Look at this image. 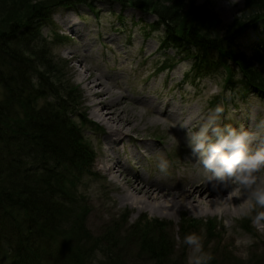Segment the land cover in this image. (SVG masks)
Masks as SVG:
<instances>
[{
	"label": "trees",
	"instance_id": "16d2710c",
	"mask_svg": "<svg viewBox=\"0 0 264 264\" xmlns=\"http://www.w3.org/2000/svg\"><path fill=\"white\" fill-rule=\"evenodd\" d=\"M169 1L0 0V264H90V252L96 249L104 257L100 264H126L131 261L121 248L126 241L137 251L135 258L143 254L153 264L185 262L184 252L172 257L175 241L165 221L140 219L130 228L132 234L118 239L114 229L101 237L87 230L88 207L78 184L82 176L95 173L94 151L82 131L87 121L81 91L63 81L61 64L41 33L60 7L81 4L94 10V2L133 7L156 16L149 27L162 32L160 47L173 48L171 57L192 59V80L221 67L229 90L264 98V77L253 64L258 54L264 57V47L255 44L248 57L236 43L239 34L264 22V0H246L242 17L224 34L205 2L191 1L183 9L178 1ZM211 221L204 222L206 236L216 234ZM195 222L183 219L180 229L189 230ZM240 226L258 236L247 221ZM211 256L209 264H216L218 257ZM219 256L223 261L231 257L225 252ZM252 263L264 264V251Z\"/></svg>",
	"mask_w": 264,
	"mask_h": 264
},
{
	"label": "rangeland",
	"instance_id": "374dc122",
	"mask_svg": "<svg viewBox=\"0 0 264 264\" xmlns=\"http://www.w3.org/2000/svg\"><path fill=\"white\" fill-rule=\"evenodd\" d=\"M175 1L183 9H187L191 1L195 5L205 2L206 9L219 20L218 31L224 34L235 18L242 17L241 10L246 0ZM168 2L160 0L159 3L166 5ZM94 4V10L81 4L71 7V10L57 8L41 27L42 35L48 39L50 53L61 64L63 81L81 91L82 112L87 121L82 131L94 151L92 172L95 173V176H82L78 184L88 207L85 216L87 230L93 237H101L114 229L118 239L132 234L130 228L138 220L157 219L169 223L168 232L175 241L172 257L180 258L184 252L183 264H188L190 254L183 238L190 233L202 237L204 251L218 257L216 264H253L252 259L262 258L264 251V220H256L255 212L247 213L243 197L232 189L220 195V211L200 207L205 212H199L183 206L178 212L159 213L149 207L138 209L136 205L132 206L130 200H123L121 195L124 190L117 187L121 184L109 176L106 166L118 158L120 165L126 168L125 173L138 172L149 182L156 181L166 188L171 186L172 196L178 197L181 192L175 187L186 179L192 177L208 183L202 169L188 156L186 133L198 130L218 105L225 109L220 118L222 124H230L238 131L256 132V125L264 120V98L229 90L224 85V70L221 67L208 76L192 80L195 73L193 66L187 70L184 68L186 63L191 65L192 59L176 60L171 57L173 48L160 47L162 32L149 27V23L156 19L154 14L133 7L121 9L117 4ZM75 27L78 28L76 32L73 30ZM236 41L250 57L257 48L255 44L259 49L264 47V22L246 29ZM258 55L259 59L255 58L253 64L264 77V62H260L264 57ZM84 76H98L100 87L108 90L110 105L133 118L135 128L131 135L142 137L140 142L119 143L112 151L107 147L108 128L92 113L93 97L83 80ZM217 95L219 99L212 105L211 101ZM107 112L110 109H106ZM261 147H264V130H260L259 139L253 145L254 149ZM161 157L171 164L167 174L156 167ZM213 189L220 190L222 187ZM187 218L196 219V222L195 226L184 231L180 225ZM197 219L204 222L212 220V231L216 234L206 236V224ZM245 221L254 227L258 236H251L240 226ZM128 242H125L126 246L121 245L125 256L131 259L126 264H153L143 254L135 258L137 251ZM96 250L90 252V264L101 263L96 259ZM221 252L231 257L223 261L219 256Z\"/></svg>",
	"mask_w": 264,
	"mask_h": 264
},
{
	"label": "clouds",
	"instance_id": "9594fccd",
	"mask_svg": "<svg viewBox=\"0 0 264 264\" xmlns=\"http://www.w3.org/2000/svg\"><path fill=\"white\" fill-rule=\"evenodd\" d=\"M190 67L184 65L185 70ZM224 111L218 105L198 130L186 133L188 156L202 169L213 188L232 189L243 197L247 213L255 212L256 220H264V147L253 148L260 130H264V120L256 125V132L238 131L230 124L221 123ZM156 167L167 174L171 164L161 157ZM183 243L190 250L188 264H209L212 256L204 251L200 235L187 234ZM95 256L97 260L104 259L99 250Z\"/></svg>",
	"mask_w": 264,
	"mask_h": 264
},
{
	"label": "bare ground",
	"instance_id": "6f19581e",
	"mask_svg": "<svg viewBox=\"0 0 264 264\" xmlns=\"http://www.w3.org/2000/svg\"><path fill=\"white\" fill-rule=\"evenodd\" d=\"M72 26H75V24H72ZM73 30L76 32L78 28L75 27ZM89 77L84 76L83 80L93 97L91 101L93 115L108 128L105 139L107 147L112 151L119 143L134 144L140 142V139H143L142 137L131 135L132 130L135 128L133 118L128 114L125 115L123 110L119 111L110 105L107 101L108 90L100 87L101 82L98 81V76ZM121 99H124V97ZM106 109H110V112L106 113ZM136 155L138 154L136 153ZM106 170L112 179L121 184L117 187L124 190L121 195L123 200H130L132 206L136 205L138 209L149 207L150 210L159 213L178 212L183 206L199 210V212H205L202 210L204 207H206L204 210H209L212 207L213 210L220 211L219 197L227 190L224 188L220 190L213 189L212 184L209 182L191 177L175 187L176 191L181 192L178 194L180 199L175 200L178 197L172 196L174 193L171 186L166 188L161 186L162 184L158 185L156 181L149 182L138 172L125 173L126 168L120 165L118 158L114 162L108 163ZM168 196L172 197L167 199Z\"/></svg>",
	"mask_w": 264,
	"mask_h": 264
}]
</instances>
